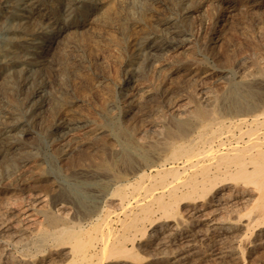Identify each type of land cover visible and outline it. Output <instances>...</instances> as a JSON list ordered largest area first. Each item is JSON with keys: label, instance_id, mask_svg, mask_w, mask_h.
Masks as SVG:
<instances>
[{"label": "bare ground", "instance_id": "1", "mask_svg": "<svg viewBox=\"0 0 264 264\" xmlns=\"http://www.w3.org/2000/svg\"><path fill=\"white\" fill-rule=\"evenodd\" d=\"M17 1L4 0L3 6L15 9ZM64 1L55 0L59 6H63V11L66 5ZM189 2L193 3L194 0ZM26 5L27 8L24 6L22 13L15 15L21 20V29L11 31L20 33L18 40H21V44L11 50L9 60L0 63V73L3 69L7 70L17 64L31 67L41 64L42 55L52 47L54 37L60 32L61 28H50L49 25L53 22L50 21V14L48 17H39V26L33 29L28 20L39 11L41 3L36 1L35 4L29 2ZM114 5V0H97L95 12L99 17L100 12L104 11V16L110 19V14L116 15ZM73 6L74 3H70L67 9L72 11ZM6 13L0 18V26L10 25L13 16L9 15V11ZM243 13L241 12L242 15ZM97 14L94 17H97ZM167 24L168 21L159 26L165 30L169 28ZM151 26L154 28L153 24ZM74 29L79 31V24ZM168 32L170 33L169 30ZM165 35L167 33H164ZM152 37V40L159 38ZM36 40L38 41L35 42ZM24 44L33 46V50L28 51L26 46H22ZM141 56L143 58V55ZM23 72L24 70L20 74L24 75ZM27 82L28 77H22L17 82V87L25 90ZM250 84L246 85L244 90L241 89L240 94L227 95H231L228 99L220 100V94H215L218 95L217 98L209 97L203 92L204 94L198 95L191 105L181 107L179 103L169 106L167 113L179 122L168 127L163 136L159 134V127H155L161 137L156 136L154 141L143 137L147 129L137 131L138 133L135 131L130 139L115 136V148L111 149L110 154L109 150L107 154L105 150V153L99 152L97 157L96 164L107 172V176L102 173L104 179L94 183L98 187V193L94 196L98 201L92 208L84 204L89 195L82 185L87 184L84 180L88 175L85 177L79 173L76 177L84 179L82 183L68 184L80 200L71 199L65 188L64 195L58 194L57 190L52 193L46 191L26 195V189L31 185L19 181L17 186L20 188L21 197L6 203L3 201L4 204L0 207V264H264V79L259 78ZM215 91L213 93H216ZM37 94L35 90L26 99L33 102ZM137 109L139 108L136 107ZM9 118L5 112L1 113L0 123L5 126L7 132L17 127L9 122ZM161 118L159 120H162ZM57 122L54 128L57 134L64 132L65 135L66 130L74 131L71 127L76 123L70 120L65 122L62 118ZM138 124L141 123L138 121ZM89 141V144H92L91 140ZM82 149L84 151L86 148ZM81 171L83 173V170ZM89 191L94 190L91 188ZM1 193L5 197L7 191ZM24 194L26 196H23ZM26 236H30V239L24 244H29L30 249L22 253H19L20 250L18 253L13 251L12 248L17 249Z\"/></svg>", "mask_w": 264, "mask_h": 264}, {"label": "rangeland", "instance_id": "2", "mask_svg": "<svg viewBox=\"0 0 264 264\" xmlns=\"http://www.w3.org/2000/svg\"><path fill=\"white\" fill-rule=\"evenodd\" d=\"M0 1V18L7 14V11L10 16H13L10 25L0 26V63L9 60L11 50L21 44V40H18L20 33L11 31L21 29V20L15 15L22 13V8H27L26 4L29 2L41 3L36 15L30 16L28 20L32 23L33 29L38 28L39 17H48L49 14L50 21H53L49 25L50 28H61L54 37L52 47L42 55V59L39 58L41 64L35 67L17 64L10 66L7 70L3 69L0 73V116L5 112L10 116L11 121H8L17 126L13 131L7 132L5 126L0 123V134H2L0 135V146H2L0 148V197H6V199L0 198V207L7 201H14L21 197L20 188L17 186L19 181L31 185L27 187L26 195L46 191L52 193L56 190L58 194L64 195L65 188L71 199L80 200L76 198L74 190L70 189L68 184L82 183L84 179L77 178L81 173L85 177L88 175L84 180L87 184L83 182L82 185L89 195L84 204L92 208L98 201L95 198L98 187L94 183L107 176V172L96 164L97 157L102 151L105 153V150L106 154L108 150L110 154L111 149L115 148V136L130 139L135 131L138 133L147 129L143 137L154 141L157 137H161L160 135L163 136L168 127L179 122L177 118L167 113L169 106L179 105V103L180 106L191 105L204 93L216 98L220 94L222 96V98L218 97L220 100L228 99L231 95L229 97L227 95L240 94L247 87L246 85H251L250 83L259 78L264 79V0H246L247 2L243 0H194L193 2L191 0L193 3L189 2L190 0H184L183 3V0H117V2L114 0L116 15L110 14V19L104 16V11H101L98 17L95 12L97 0H80L78 3H75L76 0H63L66 3L64 11L63 6H59L55 0H18L17 5L14 6L15 9L4 7V0ZM197 1H199L198 4L201 3L200 6ZM70 3H74L75 7L73 6L72 11L70 8L67 11ZM246 9H249L248 12ZM240 11L244 12L243 15ZM96 14L97 17H94ZM105 19L108 22H105ZM166 20L169 28L162 30L159 24L167 22ZM78 24L79 31L76 32L74 27ZM41 26L43 27V24ZM164 33L167 35L164 36ZM152 36L159 38L152 40ZM177 41L178 45H176ZM22 46H26L28 51L33 50L31 45ZM23 70L24 75L20 74ZM22 77H28L26 91L17 87V82ZM140 89L142 90L139 91ZM35 90L39 95L33 98V102L27 100V96ZM214 90L216 93H213ZM198 92L201 93L198 94ZM126 94L129 98H134L129 99ZM135 99L140 100L137 102ZM137 103L138 105H135ZM136 107L139 109L136 110ZM60 113L63 116L59 115ZM54 116L58 117L54 118ZM156 116L160 117L156 118ZM166 116L168 119L165 118ZM59 118L65 122L70 120L76 123L71 127L74 131L66 130L65 135L64 132L57 134L54 128ZM160 118L163 121L159 120ZM138 121L141 124H138ZM155 127H159L161 132ZM88 139L92 144H89ZM82 148H86L84 151H87L84 152ZM79 149L80 152H78ZM4 151L7 153L5 154ZM36 184L41 185L38 187ZM47 185L51 186L47 187ZM91 188L94 191H89ZM3 191H7L5 197L1 193ZM29 239L30 236H26L21 245L12 250L16 253L19 250V253L26 252L30 249V245H25L24 242L27 243Z\"/></svg>", "mask_w": 264, "mask_h": 264}]
</instances>
